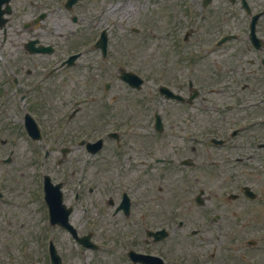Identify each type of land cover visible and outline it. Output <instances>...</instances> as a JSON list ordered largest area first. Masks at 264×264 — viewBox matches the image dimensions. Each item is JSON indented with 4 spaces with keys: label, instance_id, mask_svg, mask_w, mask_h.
Masks as SVG:
<instances>
[{
    "label": "rangeland",
    "instance_id": "rangeland-1",
    "mask_svg": "<svg viewBox=\"0 0 264 264\" xmlns=\"http://www.w3.org/2000/svg\"><path fill=\"white\" fill-rule=\"evenodd\" d=\"M90 1L91 4L89 5V10L92 20L95 18L99 20V17H101L104 18V23L112 25V28L110 29L111 36L109 41V54L105 63L101 62L98 64L101 69L99 68L94 70L93 67H90L85 63L80 65L81 68H79V66L77 68H73L72 70L68 69L66 72L71 70L69 73L64 72L65 74L61 73L60 75L54 77V92L46 93L50 95V102L47 105L39 106L40 112H42V114L47 118L50 126H53L55 121L60 118L62 104L65 101L63 100L62 102L61 100L64 98H67L66 100L81 99L86 91V88H84L85 85L87 88H89L94 102L88 104V110L84 108L83 110L81 109L79 111L73 123H71L72 125L83 122V120L84 123H89L91 118L103 114L102 112H106L109 109L107 105H110L114 108L115 114L118 108L123 107L126 103L134 104V98L138 99L137 103L143 105L144 98H142V96L148 97L151 95L149 93V89H154L153 85L151 84L152 82L157 83V86L162 83L171 85L175 81L173 78L177 76V73L179 72V53L176 50V47H174V44L175 42L178 45L182 44L183 36L186 30L185 26H182V23L179 22V19L181 18L179 15L169 16L163 12L161 15H151L146 10L135 13H109L104 12V7L110 3V0ZM144 1H146L147 4L149 2V0ZM137 2L138 5L143 3L141 0H137ZM212 19L215 20V17H212L202 25L201 32H199L201 36L200 42L196 43L198 44V51L195 52H199L200 56L203 55L200 60L199 58L197 60V76H195L198 85L203 91H205L208 88L206 87L207 85L217 87L215 85L221 84L224 88L221 89V92L212 94V99L214 103L224 104V107L227 103L237 102L236 100L238 97H250V101H253V103L261 106L262 98L264 99V85H255L257 80L251 74L256 71L264 72V68L262 69L260 66L258 70V65H251L249 63L248 58L252 57V53L247 54L248 49L246 48V45L238 42V47L231 49V54H228L227 52L229 48H225L218 52L212 51L210 54L204 55L206 51L210 50L211 40L213 39V44L214 36L217 34V29L224 27L221 26V23L214 25ZM58 20L60 23L64 22L67 26L69 24L66 19ZM230 25L233 26V24ZM236 27H238V25H235V27L231 28ZM14 29L15 28L13 27L8 34V38L10 40L6 43V54H9V44L12 46L16 45L21 50V45H19L21 38L19 40V34ZM188 46L192 47L193 50L195 48L194 45ZM10 50H12V53L13 49L10 48ZM238 52L245 53V55L243 57H239ZM234 53L237 55H234ZM94 54L99 55L96 51H92L90 58H92ZM3 55L5 54L3 53ZM168 56L171 59L170 62L172 65L170 68H165L167 64L164 66L163 61ZM88 60L89 56L87 55L85 57V61ZM183 62L184 60L181 61V63ZM121 65L125 67L127 66L128 68H133L141 75L147 76L149 78L148 82L145 83L144 88L141 91L136 92L137 94L134 92L130 94L131 88L123 83L121 79H119L118 70L116 69ZM243 68H245L244 71ZM213 71H220L221 76H215L211 73L212 76L216 77L213 78L207 75V73ZM164 72H167L166 77L165 75L162 76ZM94 73L103 74L101 77H96L98 80H101V83H104L105 81H112L111 91L106 95L103 94L104 96L101 95L103 90L95 80ZM152 75L155 76V79L151 78L153 77ZM261 77L264 78V75ZM181 81L185 82L184 79ZM248 81L252 83V87L245 91L241 90L242 83ZM262 81L263 80H261V82ZM254 87H259L261 90L255 92L253 91ZM98 93L100 94L98 95ZM117 93L119 95V99L109 102V98L112 99V94L117 95ZM9 98L11 99L13 96H9ZM161 102L163 103V101ZM10 106L11 105L9 104L8 107ZM164 106V108H169L170 116L174 111L178 118L182 117L183 114L180 113L182 109L179 108L177 104H166ZM210 107L206 108L209 112H203V120L209 122L212 119L227 126L229 123L228 121L230 119V114L228 112L222 113L226 109L222 108L220 110V113L224 115L223 117L218 116L219 112H210ZM140 109L143 108L141 107ZM237 110L241 111V109H235L231 112L235 113ZM90 111H93L91 116H89ZM163 112L164 114L167 113L165 110H163ZM8 113L1 112L0 119L6 118ZM142 113H144V111H142ZM11 115L15 117L18 115V112L11 113ZM165 118L168 119L167 116H165ZM42 121L46 123L45 120ZM58 122L53 128L57 127ZM53 128L43 126L46 142L49 141V137L54 138V132H52ZM204 129L206 130L207 128ZM0 132L3 135L8 134V132L6 130L4 131L2 127H0ZM215 132L213 133L214 135L222 134L220 131H217L216 133ZM209 133L210 132H207L205 135H208ZM168 139L169 138H158L155 140V145H160L161 148L159 150L162 153L170 151L167 144ZM19 148L20 147L18 146V149L16 150V156H18L15 160L16 165L10 166V169H12V174L8 176V185L11 188H14L16 185L14 181H11V178L19 177L14 176L13 174L16 169L23 168L22 171L24 172V175L21 176L22 185H26L30 181L33 174L39 176L41 173L39 166L40 161H38L37 169L39 174L34 173L36 170L31 164L33 159L31 160L29 155L25 153L26 151H21ZM208 156L219 160H217V165L215 166H210L209 163L208 166H203V171L200 172L202 174V181L208 186L207 193L210 194L211 199L209 203H222V199H227V194L229 192L227 189V174L229 173L228 170L231 169V166L226 164V159L216 155L213 149L205 150V148L202 147V157H204L205 161L206 157ZM208 161H210V159H208ZM50 162H53L54 165V159L53 161L50 160ZM52 173L54 174V167ZM112 175L115 176L114 174ZM177 177L178 176H173L172 174H167V178L161 180V175L156 176L154 193L155 195L161 194L163 196L152 206L154 215V222L152 224L159 226L163 221H168L171 223L172 228H175L177 227L176 223L179 219H186L188 220V224H195L197 226L198 221L201 219L203 221L204 216L208 218L214 211H219L222 214V220L224 223L222 224L223 226L221 229L218 226H214L218 232L227 233V226L233 228L234 231L237 232L239 230L237 229L239 226V221L242 223V227L239 232L235 234L237 236L231 235L229 238H227L225 235V237L222 235L226 241L225 247L229 248L227 250L226 248H223L221 251L217 252L218 258L224 259L229 257L230 260H232L234 257L231 256H235L233 260H235L236 264H244V262L239 260L240 254L243 252L245 247L244 237H247L249 232H254L264 226V203H235L234 206H229L228 203H223L224 206L221 207L217 206L214 208V206H209L202 208L197 206L193 201L196 192L193 194V192L190 191H182L178 186L173 184ZM106 179L109 180L110 176L107 175ZM249 182L253 187L257 188V191H259L261 188L264 189V179H260L257 174L251 173L249 176ZM159 183H164L165 188L163 191H159L157 188ZM106 190L108 195L110 193V187H107ZM217 194H219V197H217ZM104 205L106 210L109 211L108 205L106 203H104ZM11 206V203L8 205H6V203L4 205L0 204V264H50L48 260V254L46 255L45 252V246L48 243V237L50 234L54 238V232H50V230H48L47 236L44 237L45 239L36 238L38 233L36 230L38 229V223L41 220L40 217L42 211L41 208L43 206L42 203L36 202L27 203V205L22 204L20 205V208H10ZM233 209H238L240 211V215L239 217L234 218L235 221H230L228 220L227 216L231 214ZM8 211L9 213H7ZM249 214H251L250 218L254 221L256 220L257 224H253V226L246 224V220L248 219L246 216ZM7 215H10V217L8 218ZM100 216L101 215L98 214L95 218L98 221H101V227L104 228L105 223L108 221L107 227L117 229L113 223L109 222L108 212L102 215V220L100 219ZM4 217L12 219V221L8 224L4 221ZM42 226L43 224L41 227ZM177 232L179 231L177 230ZM179 236L182 237V239L180 240L177 249L180 250L182 247L186 254H192L194 237H189L184 229L180 231ZM66 238L67 235L61 232L59 235V240L64 242L61 244V253L64 259L63 264H83V257L80 254L77 256L74 240L69 238L66 240ZM173 243L174 241H171V245ZM253 253L255 254V251ZM85 254H88L90 257L94 256L93 260L97 264H118L116 263V257L111 255L110 252H106V250L101 249L100 251L95 252L87 250ZM189 256L190 255H188V257ZM90 257L86 256L88 260H90ZM188 263H190V259L188 260Z\"/></svg>",
    "mask_w": 264,
    "mask_h": 264
},
{
    "label": "flooded vegetation",
    "instance_id": "flooded-vegetation-1",
    "mask_svg": "<svg viewBox=\"0 0 264 264\" xmlns=\"http://www.w3.org/2000/svg\"><path fill=\"white\" fill-rule=\"evenodd\" d=\"M222 0L221 2L218 1L216 4L215 9L211 12V14H229L231 12L238 13L239 9H235V5H237L242 11H245L242 7L241 0ZM34 8H40L43 6V2L41 3H30ZM221 6V7H220ZM226 6H230L229 8ZM5 7V2L0 0V8ZM253 11H257L255 7L252 8ZM63 60L59 62L51 63L49 68L42 67L41 70L44 73H39V75H43V79L50 80V85L46 87H42L38 85V83L33 80L35 77L32 75L31 77H25L20 81L19 87L15 88L19 90V96L22 99H26L28 95L33 96L34 98L40 94L41 91H54V67L57 70H64L66 67L61 63ZM9 70V67L7 68ZM36 71V70H35ZM32 78V79H31ZM29 80V81H28ZM52 86V87H51ZM34 98H30L32 101ZM2 104L1 106H3ZM37 110H40L39 106L35 107ZM35 109V110H36ZM139 111L132 107H125L121 108L117 111L118 116V126L119 127H127V126H134L136 123H140L142 126H148L152 124V120L150 119H141L136 120L135 118L138 116ZM25 120V118H24ZM194 124L199 125V121H194ZM55 126V123H54ZM24 127V125H23ZM24 128L18 127L17 132L21 133ZM123 135H118V139H115V152L109 156L104 157L101 156L95 161H90V153L87 151H78L77 153H69L71 155L70 160H67V164L69 163V170H68V178L66 180V189H67V199L69 203H77L78 206L75 205L74 210L72 211L73 219L75 218L76 221L72 220L70 216V221L74 225L77 230V234H84L88 232L90 229H87V225L90 224V212L91 206H94V212L98 215H103L105 212L101 210L99 206H97L96 200L92 199V191L93 189L90 187L89 182H91V177L93 176L95 179H98V184H104L106 179V175L114 171L115 175V184H117L116 190V203H123V194L124 189L126 188L130 195V203L132 210L129 215H125L122 211L119 213L124 215L125 217L129 218V216H135L134 221L138 224V217L137 215L140 214V217L144 219L146 222L149 221V217L146 211L139 212L138 211V203L141 204L143 208H147L146 205H149V198L153 195V173L155 169V163L151 162V147L146 142H140L139 137H130L126 135V133H122ZM235 136L232 137L234 139ZM254 137L251 135L244 136V143L246 144V149H250L252 145ZM80 140V139H79ZM78 141V140H77ZM26 142V136L18 135L16 136H0V175H10L12 174V169L4 168V165H8L6 163V158L10 155L11 149H15L16 146H19L22 143ZM239 142L241 143V138H239ZM126 149H124V144ZM260 144V143H259ZM10 145V147L8 146ZM232 147L239 146L238 144L232 142ZM260 146V145H259ZM260 147H258L259 150ZM264 148V147H263ZM191 149L197 150V146H192ZM246 153V151H245ZM257 151L250 153V155L246 158V160H250L257 155ZM15 160V158H13ZM93 166V172H92ZM233 167L239 168L240 165L237 162L233 163ZM184 172V171H183ZM182 172V173H183ZM24 173L23 171H19L18 173ZM88 182V186L85 187L86 183ZM232 182H237L236 174L232 176ZM2 186V183H0ZM244 185L237 187L235 189H243ZM9 193L10 190H6ZM262 194L260 199H236L230 200L227 203H264V190L261 189ZM139 196V198H138ZM146 204V205H145ZM220 203L213 204L214 206H218ZM206 206V203L204 204ZM148 209V208H147ZM235 212V211H234ZM234 212L231 215V221H234L233 218L237 216ZM100 216V217H101ZM102 220V218H100ZM99 224L101 221H98ZM80 224V225H79ZM58 228L70 235L72 238V234L65 230L62 227ZM211 225L210 222H203L202 221V229L205 230L199 234V237L196 238V260L198 264H235L234 260H230L229 257L224 259H219L217 255V242L219 240V236L214 235L212 231H210ZM234 235L235 234H231ZM141 243L137 241L136 243L140 245V249L143 252L151 253L152 249L151 246L160 245V243H155L150 238L145 236L141 239ZM160 247V246H159ZM161 249L166 250V247L161 246ZM243 258L246 256L245 254L242 255ZM232 257V256H231ZM260 260V262H262ZM179 260L174 259L173 263L170 264H178Z\"/></svg>",
    "mask_w": 264,
    "mask_h": 264
}]
</instances>
